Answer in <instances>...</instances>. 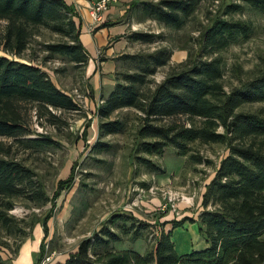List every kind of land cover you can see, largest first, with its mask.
I'll list each match as a JSON object with an SVG mask.
<instances>
[{"label":"trees","instance_id":"trees-1","mask_svg":"<svg viewBox=\"0 0 264 264\" xmlns=\"http://www.w3.org/2000/svg\"><path fill=\"white\" fill-rule=\"evenodd\" d=\"M201 1L148 0L133 5H139L146 18L179 29ZM245 5L264 13V0H236L226 5L224 14L240 12ZM223 16L213 17L201 30L197 57L186 67L171 70L153 89L144 87L159 67L169 63L172 51L161 47L151 53L121 55L138 58L139 69L122 73L97 108L103 119L127 107L143 113L139 137L155 140L140 141V152L161 154L166 147L173 146L179 155L190 154L191 160L201 163L207 159L191 153V143L226 144L229 152L220 160L206 185L198 218L162 222V226L172 223L171 228H160L154 249L139 252L133 248L119 249L112 244L122 241L125 234L131 233L132 239L141 238L152 223L131 213H115L93 236L82 239L77 251L57 264H264V111L244 109L249 104L264 103V67L253 70L230 91L226 89L224 61L219 53L234 43L248 40L254 28L250 20ZM0 20L5 22L0 28V49L5 52L22 56L29 49L30 39L40 32L39 28L46 27L67 39L46 43L44 61L59 54L77 66L89 62V53L80 39L82 18L67 0H0ZM159 37L157 33L143 31L129 35L132 41L142 43L155 42ZM91 90L94 91L92 85ZM23 102L34 103L40 111L46 110L53 117V109L76 111L80 106L40 65L0 54V227L8 234L25 235L23 219L10 214L15 199L29 196L45 202L48 198L39 181V188L29 190L28 185L35 181V171L20 160L10 158L11 145L2 138H14L35 148L51 145L53 140L48 136L25 137L32 131L20 109ZM179 116H186L189 125H178L174 121L159 123ZM124 127L125 123L119 119L99 123L102 134L121 132ZM110 146L108 142L97 140L93 149L103 151ZM136 159L153 172H165L150 158L137 155ZM65 182L60 181L61 187ZM51 216L52 213L43 220L45 237L36 264L48 252L46 238ZM187 220L198 224L205 245L181 254L176 249L173 232ZM2 244L11 248L7 240ZM10 261L0 253L2 264H12Z\"/></svg>","mask_w":264,"mask_h":264},{"label":"rangeland","instance_id":"rangeland-1","mask_svg":"<svg viewBox=\"0 0 264 264\" xmlns=\"http://www.w3.org/2000/svg\"><path fill=\"white\" fill-rule=\"evenodd\" d=\"M142 1L148 0H118L113 6H117L119 11L124 10L121 18L130 22V28L134 27L131 28L132 31L160 35L155 42L150 43L127 39L121 50L122 55L151 53L161 47L172 51L169 63L159 67L144 88L153 89L171 70L189 65L200 51L198 38L201 30L210 24L213 17L220 14L223 17L250 20L254 28L248 40L234 43L219 53L224 61L226 89L230 91L232 87L240 85L242 79L250 76L253 70L264 67V13L245 5L242 11L226 15V5L236 0H202L186 24L176 29L155 19L146 18L140 6L133 5L141 4ZM4 25L5 22L0 20V28ZM39 31L30 39L29 49L22 56L1 49L0 54L40 65L61 89L74 98L80 108L76 111L53 109V117L46 110L40 111L36 104L23 102L20 109L32 131L25 137L48 136L53 143L35 148L14 138H2L7 145H11L9 157L20 160L35 171L37 182L29 184V190L39 188L40 182L48 199L45 202L29 196L15 199L10 214L23 219L24 222L21 223L24 224L27 234H8L0 227L1 255L5 260L11 259L12 263L25 241L33 237L36 230L42 233L44 239L43 220L50 213V230L46 238L48 255L69 257L70 253L77 251L82 239L93 236L115 213H131L153 226L144 230L139 239H132L131 233L123 235L122 241L112 244L114 247L133 248L139 252L154 249L159 229L169 230L172 226L170 222L162 226V222L184 217L198 218L203 209L201 201L206 185L214 176L220 160L229 152L226 144L199 141L191 143V153L199 154L210 161L201 163L191 160L190 154L179 155L173 146L166 147L161 154L140 152V141L155 140L139 137L138 130L143 125V113L134 107H127L117 110L110 118L103 119L97 113L96 105L108 95L111 85L108 81L117 82L122 73L137 71L139 59L119 56L114 71L101 74L100 81L95 82L97 89L92 91L91 84L94 85V81L89 72V64L77 66L66 56L59 54L44 61L47 55L46 43L63 41L67 37L46 27L39 28ZM99 65L101 71V64ZM244 109L264 111V103L249 104ZM109 119L123 121L124 130L102 134L99 123ZM172 121L178 125L190 123L186 116L168 118L159 123ZM97 140L108 142L111 146L103 151H95L93 145ZM137 155L152 159L165 172L151 171L137 161ZM62 180L67 182L61 187ZM170 203H174V207ZM165 205L168 207L161 208ZM34 221V225H30ZM115 229L118 227L115 226ZM6 240L11 248L3 246L2 242ZM173 240L181 254L205 245L199 234L198 224L190 220L175 229Z\"/></svg>","mask_w":264,"mask_h":264},{"label":"crops","instance_id":"crops-1","mask_svg":"<svg viewBox=\"0 0 264 264\" xmlns=\"http://www.w3.org/2000/svg\"><path fill=\"white\" fill-rule=\"evenodd\" d=\"M67 1L74 5L76 12L82 18L80 39L90 56L88 62L90 68L89 72L93 75L94 85H91L95 90L97 89L95 82L100 81L101 74L110 73L116 68L119 56L123 54L121 53L122 47H124V43L127 42V39H130L129 35L133 32L131 28L134 29V27L132 26L130 28L131 24L128 20H122L121 16L124 14V10L119 11L117 6H113L114 4L104 13L101 20L96 21L90 12L91 0ZM117 20L120 22L113 24L114 21ZM114 38H117L118 41ZM101 53H103V55H101ZM97 58L99 59L97 60ZM95 62H97V65ZM99 64H101L102 67L101 71ZM108 82L111 83V85L107 83L109 85L108 92H110L116 82H111L110 80ZM101 101L102 100H99L96 105H99ZM42 238V233L36 230L34 236L25 241L19 254L12 260V264H36L40 256ZM190 251L191 249L188 252ZM52 257L53 258L46 264L64 262L68 258V255L66 257H59L53 254Z\"/></svg>","mask_w":264,"mask_h":264},{"label":"built area","instance_id":"built-area-1","mask_svg":"<svg viewBox=\"0 0 264 264\" xmlns=\"http://www.w3.org/2000/svg\"><path fill=\"white\" fill-rule=\"evenodd\" d=\"M117 1L118 0H94V1H92L91 6H90V12H91V15L94 18V20H96V21L101 20L103 15H104V13L107 12L110 9V7L113 4H115ZM170 205L172 207H174L175 204L174 203L173 204L170 203ZM167 207H168V205H165V207L163 206L161 208L164 209V208H167ZM52 256L53 255H48L47 254L44 257V259L41 262H39L38 264H46L48 261H50L53 258ZM0 264H2V263L0 262Z\"/></svg>","mask_w":264,"mask_h":264}]
</instances>
